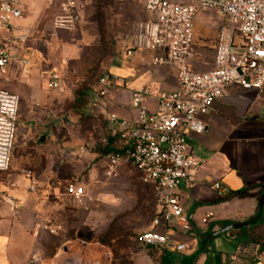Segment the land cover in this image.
<instances>
[{
    "label": "crops",
    "instance_id": "crops-1",
    "mask_svg": "<svg viewBox=\"0 0 264 264\" xmlns=\"http://www.w3.org/2000/svg\"><path fill=\"white\" fill-rule=\"evenodd\" d=\"M78 1L87 9L79 30L73 32L52 31L57 6L49 7L45 0L18 4L23 16L15 21V34L32 36L24 46L30 54L22 50L20 56L33 59L30 67L11 68L3 77L2 85L20 96L21 105L10 168L0 172V192L14 200L0 206V264H264V87L245 91L230 86L199 116L206 132L189 134L187 146L202 167L195 182L179 191L186 214L193 216L188 221L191 230L167 229L163 222L153 228L156 204L151 187L142 184L130 165L121 167L115 180L105 174L106 153L119 147L108 117L132 118L129 105L135 90L175 91V71L152 64L155 52L145 36L152 17L144 9L145 0ZM222 29L227 24L220 15L212 11L196 15L194 72L213 70ZM132 47L138 53L128 57ZM42 54L45 61L39 62ZM43 63L64 77V93L47 89L40 79ZM106 73L123 78L125 84L103 89L99 81ZM156 105L150 102L152 112ZM105 139L109 147L103 144ZM123 181L141 188L116 189ZM217 182L228 194L217 195L213 189ZM69 184L81 186L86 196H67ZM138 192L141 197L149 193L152 199L153 217L141 230L129 224ZM209 213L214 218L202 224ZM232 226L239 227L226 231ZM49 227L56 233L50 234ZM122 228L129 233L121 239ZM110 229L119 238L110 243L116 256L111 252L88 256L90 244L104 246L114 240L105 241ZM146 230L167 235L168 245L139 244L135 236ZM72 235L78 236L76 241H69ZM89 235L90 244L84 237ZM53 242L63 250L46 252ZM180 244L188 249L176 252ZM237 248L242 251L233 261Z\"/></svg>",
    "mask_w": 264,
    "mask_h": 264
},
{
    "label": "built area",
    "instance_id": "built-area-1",
    "mask_svg": "<svg viewBox=\"0 0 264 264\" xmlns=\"http://www.w3.org/2000/svg\"><path fill=\"white\" fill-rule=\"evenodd\" d=\"M20 0H0V76H6L11 68L25 69L31 61L20 56L30 51L25 45L32 39L29 32L15 34V21L22 18ZM49 7L57 6L58 14L53 20L52 31L73 32L79 30L84 6L78 0H45ZM145 11L152 17L146 28L148 46L155 55L154 66H169L175 71L178 87L175 91H155L143 88L132 92L130 119L110 114L108 124L112 137L118 139L119 147L105 155V174L115 179L121 167L130 165L137 172L142 184L150 186L156 204L155 218L151 226L163 222L167 229L180 226L190 231L188 221L193 216L186 214L179 196L181 188L190 187L202 167V162L187 146L189 134L202 135L206 125L199 116L205 114L213 103L222 98L230 86L261 91L264 87V0H145ZM212 11L226 20L227 29L219 33L214 68L207 73L192 69L194 42V19L201 12ZM138 53L137 47L128 49L127 56ZM40 71V79L48 90L65 92L64 77L48 67ZM123 86L124 79L106 73L99 84L103 89ZM156 101L154 112L150 102ZM21 98L8 90L0 89V172L10 168L17 132ZM109 147L108 139L103 141ZM26 176L32 178V173ZM32 188V187H31ZM219 197L228 194V189L217 182L213 186ZM66 195L74 199L86 196V191L77 184L66 187ZM0 192V206L11 204ZM214 218L209 213L201 219L207 224ZM50 234L56 229L47 228ZM136 241L145 247L164 248L168 236L153 230L143 231ZM178 253L188 249L186 244L176 246ZM242 249H236L233 261Z\"/></svg>",
    "mask_w": 264,
    "mask_h": 264
},
{
    "label": "rangeland",
    "instance_id": "rangeland-1",
    "mask_svg": "<svg viewBox=\"0 0 264 264\" xmlns=\"http://www.w3.org/2000/svg\"><path fill=\"white\" fill-rule=\"evenodd\" d=\"M124 1L132 2L130 0H124ZM81 3L84 6L83 9H84V14H85V11L87 9V5L83 2H81ZM84 14H83V17H84ZM83 17H82V20H83ZM28 59L29 60L33 59V56H30ZM44 59L45 58H44L43 54L41 55V57H38L39 62L45 61ZM3 77L4 76H0V89L8 90L3 86V85H5V79ZM112 180H115V179H112ZM140 188L141 187L138 186V184L136 186L135 185L131 186V184H128V182H126V181H123L119 184H116V189H119V190L124 191V192H126L128 189H137L139 191ZM137 195L138 196L135 198V216L132 217V220H130L129 224L133 225L137 230L138 229L141 230L147 226V224L151 221V219L153 217L150 213V211H151L150 207H152V199H151L149 193H147L146 195L144 194V197L140 196V192H138ZM125 196H127V195L125 194ZM125 217H127V216H125ZM124 219H126V218H124ZM128 230L129 229H123L122 228L120 230V235H119L122 237H119V238L122 239V238L126 237L127 233H129ZM100 231H103V230H100ZM104 231H106V229H104ZM107 232H108V234L105 236V241L110 240L111 238L114 240H112V241L110 240L108 242V244H105L104 246L90 244V243H92L90 240V235L84 236L86 239H88L87 243L90 244L89 246L86 247V252L88 253V256H109V252L113 253V256H116V250L112 249V246L110 245V243L115 241V239H119L115 236V235H117V233H116L117 231L110 229ZM131 237H134V236H131ZM77 238H78V236L72 235L68 239H69V241H73V240L76 241L75 239H77ZM86 239H84L82 237V240L84 242H86L85 241ZM105 243H107V242H105ZM69 246H71V245H69ZM28 247L30 248V245H28ZM80 247H82V245H79V248ZM55 248L59 249L60 251L63 250V248L61 246H59L58 242H56V243L53 242L52 247H49V249H47L46 252H48L49 250H52V252H55L54 251ZM74 248L72 249V251H74Z\"/></svg>",
    "mask_w": 264,
    "mask_h": 264
},
{
    "label": "water",
    "instance_id": "water-1",
    "mask_svg": "<svg viewBox=\"0 0 264 264\" xmlns=\"http://www.w3.org/2000/svg\"><path fill=\"white\" fill-rule=\"evenodd\" d=\"M238 227H239V226H232V227L227 228L226 231H229V230H231V229H233V228H238Z\"/></svg>",
    "mask_w": 264,
    "mask_h": 264
},
{
    "label": "trees",
    "instance_id": "trees-1",
    "mask_svg": "<svg viewBox=\"0 0 264 264\" xmlns=\"http://www.w3.org/2000/svg\"><path fill=\"white\" fill-rule=\"evenodd\" d=\"M107 154V153H106ZM137 236V235H136ZM136 236H135V238H136Z\"/></svg>",
    "mask_w": 264,
    "mask_h": 264
}]
</instances>
